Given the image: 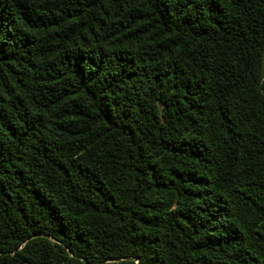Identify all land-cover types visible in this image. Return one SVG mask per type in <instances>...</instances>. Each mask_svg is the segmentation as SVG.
<instances>
[{"label":"trees","instance_id":"obj_1","mask_svg":"<svg viewBox=\"0 0 264 264\" xmlns=\"http://www.w3.org/2000/svg\"><path fill=\"white\" fill-rule=\"evenodd\" d=\"M0 264H264V0H0Z\"/></svg>","mask_w":264,"mask_h":264}]
</instances>
